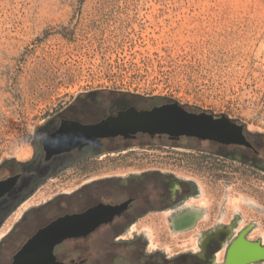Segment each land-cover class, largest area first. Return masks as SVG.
<instances>
[{
    "label": "rangeland",
    "instance_id": "obj_1",
    "mask_svg": "<svg viewBox=\"0 0 264 264\" xmlns=\"http://www.w3.org/2000/svg\"><path fill=\"white\" fill-rule=\"evenodd\" d=\"M95 93L106 100L104 111L177 102L226 117L264 152V0H0V175L19 170L56 113ZM116 138L121 153L104 163L171 170L192 179L198 194L159 219L140 220L127 242L116 241L117 232L89 242L67 239L65 250L55 249L59 260L81 264L88 255L86 264H142V256L146 264H222L241 234L264 246V159L253 151L242 157L241 150L222 156L235 144L196 138ZM63 180L52 181L54 190L42 199L61 191ZM7 202L0 221L15 206ZM45 208L29 210L26 221L34 226L37 219L40 229L55 220ZM196 208L202 215L194 226L177 230L173 219ZM61 214L58 208L55 218ZM186 217L176 218V227L192 223ZM220 228L232 231L204 247L203 238ZM23 236L0 245V264H11Z\"/></svg>",
    "mask_w": 264,
    "mask_h": 264
},
{
    "label": "crops",
    "instance_id": "obj_2",
    "mask_svg": "<svg viewBox=\"0 0 264 264\" xmlns=\"http://www.w3.org/2000/svg\"><path fill=\"white\" fill-rule=\"evenodd\" d=\"M95 94H93L94 96L92 95L93 96L92 99L94 101L100 102L102 109L100 110V112H96V114L94 113L92 115L91 118L92 122L88 124L99 123L110 116H115L117 112L121 110V109L116 110L115 107H111L112 109H108L104 111L103 108L104 105L106 104V100L103 97H101L100 94L97 93ZM86 98L87 96L78 97L73 102L74 103L83 102ZM115 138L116 137L99 138V139L105 141V140H114ZM188 138H194V137H188ZM99 139L93 140L88 144L94 143ZM201 141L205 142L210 140H201ZM99 144L100 143L98 142L96 144V147H94L96 148V150L93 149L86 150L81 155L82 157L81 159L76 160V162L73 164L64 166L63 168L64 172L61 175V177L64 178L63 187L61 191H57V193L52 192V194L50 196H47L46 199H42V195L46 193L48 194L49 191L54 190V188L51 189V187H53L51 186V182L55 180L56 177H52L50 180H48L41 186L40 185L35 187L33 186L34 188H31L30 192L23 195L21 198L19 196V193L14 194L12 196L13 197L12 200L15 201L14 203L15 206L11 210H9L5 214V216L1 218L0 221L1 246L2 245L7 246L12 238L15 240L16 239L15 237L19 235H24L23 236L24 240L21 239L22 241L20 240L16 244L18 246V249H15L14 252L16 254L22 248V246L27 242V240L39 230L37 223L38 221H36L37 219L34 220V226H32L33 223L26 221L27 218L26 216L28 214V211L29 210L37 211L36 208H38L40 205L45 207L49 206V204L54 202V199L59 194H62V203H63L62 213L80 211L84 209V207L96 203H101L99 205L115 204L121 206V204L124 203L127 199L142 195L145 201L147 200V202L153 205L148 206L143 210V215L141 219L133 220L130 226L126 228L124 232H119L116 234V236L119 237V241L122 242H127L130 240L126 236L129 235L130 232L132 233L135 232V228L139 226L140 220L142 219L145 220L149 218L159 219L161 215L164 214L166 215V213L168 212H173L172 207L168 206L169 202L171 203L175 202V204L178 205L180 208L183 205H185L188 200H190L192 197H195L198 194L199 191L198 185L194 181H192V179L184 175L183 176L178 175L171 170L153 168V167H148L144 169L130 168V170L128 168L127 169L125 168L123 170H118L117 164L113 163L112 159L106 160L109 162L104 163L103 160L104 157L107 158L108 156H113L116 153H121V150H119V148L117 147H109V145H107L105 142L102 143V147L100 148L98 147ZM220 146L228 147V145L226 144H222ZM237 146H241V145L235 144V148ZM76 148H82V147H76ZM252 148H253L252 151L254 152L256 157H260L261 159H264V152H261L258 149L254 148L253 144H252ZM237 149L238 148H236L234 150L235 152L232 154L222 153L221 155L222 156L226 155L229 157H231L232 155V157L235 158L239 156L236 154V152H238L240 149L238 150ZM62 152H67V151H62ZM56 153H61V152H56ZM32 156H33V152L32 155L27 159L19 161L21 163L19 165L27 166L30 163ZM78 169H81L82 171L80 172L79 176L75 175ZM66 174L68 176H66ZM85 174L86 176H84ZM16 175H20V178L17 180L16 184L5 196H7L19 183L22 174H16ZM85 187L90 188V190L91 189L99 190V194L97 195V197H93V198L91 197L89 198V196L85 197L84 202L83 200L81 201V203H83L84 205L81 203L76 204V201L73 200L72 198L81 199V196L80 198L75 196L81 189ZM2 198H0V200ZM45 209H46L45 213L49 214L50 219L51 220L55 219V210H52L51 207H46ZM195 210L199 213V216L202 215V210L198 208H196ZM33 227L35 228L34 231H33ZM142 234L144 235V233ZM146 244H147L146 251L151 252L150 243L146 241ZM130 250H132L130 252H135L136 247L133 246V248ZM13 257H12V261H13ZM114 257L122 258V260L126 261V263H129L128 262L129 255H124V253L122 254L117 253L116 255H114Z\"/></svg>",
    "mask_w": 264,
    "mask_h": 264
},
{
    "label": "water",
    "instance_id": "obj_3",
    "mask_svg": "<svg viewBox=\"0 0 264 264\" xmlns=\"http://www.w3.org/2000/svg\"><path fill=\"white\" fill-rule=\"evenodd\" d=\"M114 121L119 122L120 125L128 122L131 124V127L127 126L130 128L119 130L116 133L88 131L86 135L74 143L70 141L71 138L67 139L70 134L63 133L65 130L62 127L59 131L52 134V136L50 135L47 141L51 137H59L57 141L60 142L64 140V143L61 144L62 147L56 152L83 147L85 144L99 138H114L118 136L130 138L138 133L152 136L168 135L172 139H178L183 136L194 137L200 140H210L226 145H248L242 127L230 119L226 117H215L206 112H192L177 102L142 109L130 106L126 109L119 110L115 116H110L96 124L74 122L72 125L85 127L105 124L108 126L116 123ZM19 178L20 175H16L0 181V198L5 196L13 188ZM101 207L108 206L98 205L83 213L67 214L58 217L46 226L40 228L14 255L12 264H65L57 259L55 254L56 246L67 239L86 237L100 225L110 222L117 211L112 213V215L104 217L98 215ZM121 207L116 206L119 209L118 212L121 210ZM194 212L190 210L185 214V216H188L190 213L193 218L189 226L186 228L176 227L175 217L173 219L174 227L180 231L193 227L199 216L197 211ZM242 237L246 239L244 234H241L229 247L226 261L222 264H232V262H235V244ZM255 244L264 249V246L260 243ZM263 253L264 250L262 253H255V255H252L250 258L248 257V259L245 258L242 261H236L235 264H264Z\"/></svg>",
    "mask_w": 264,
    "mask_h": 264
},
{
    "label": "flooded vegetation",
    "instance_id": "obj_4",
    "mask_svg": "<svg viewBox=\"0 0 264 264\" xmlns=\"http://www.w3.org/2000/svg\"><path fill=\"white\" fill-rule=\"evenodd\" d=\"M93 94H91L92 96ZM101 103L94 101L92 98H89L87 96V98L83 101V102H73L70 105H67L63 110L59 111L58 113H56V115H54L50 121H48L45 125V127H49L50 129L47 131L45 137H43L41 140H39L38 142H36L34 149H33V156L32 159L30 161V163L26 166H22V165H18L15 166L17 169H19V171L14 172L13 174H7V175H0V181L4 180L6 178H10V176L12 177L13 175L15 176L16 174H22V177L19 181V183L16 185V187L5 197H3L0 200V209L3 208L2 206H5V204H7L10 199H13L12 196L16 193H19L20 198L29 193L31 188H34L35 186L38 185H42L45 182H47L48 180H50L52 177H59L63 174L64 172V166H67L69 164H73L76 162V160L81 159V155L83 154L84 151L89 150V149H93L96 150V144L99 142V146L98 147H102V143L105 142L107 145H109V147H116L114 146V140H101L99 139L98 141L91 143V144H85L82 148H76L73 149L71 151H67V152H61V153H56V151L59 148L56 149H52L49 148L50 146H52L55 142L56 139L55 137H51L48 141L47 139L49 138L50 135L56 133L57 131H59L62 127V129H64L65 131L63 132H68L67 134H70V138L73 137V135H81L83 132H88V131H96L98 132L100 129L104 130H123L126 128H130L131 124L130 123H123V124H119V122L114 121L116 123L111 124V125H98V126H85V127H80L78 125H72V123L74 122H81L83 124H88L91 123L92 120V115L96 112H100L101 110ZM130 126V127H127ZM116 133V132H115ZM245 134V138L247 141V146H245L244 144H242L241 146H237L236 148H239L242 151V157L248 152V151H252V141L250 139V136ZM251 146V147H250ZM14 166H12L13 168ZM10 170V169H9ZM7 170V171H9ZM86 176V174L84 175ZM54 181V180H53ZM34 186V187H33ZM99 194V190H95V189H91L90 188H83L81 189L77 195L75 197H79L81 196V199H76V198H72L73 200L76 201V204H80L81 201L83 200L84 202V198L89 196V198H93V197H97V195ZM60 199H62V194H59L57 198L54 199V202H52L51 204H49V206L46 207H51L52 210H58V208L62 209V201H60ZM173 199V198H172ZM83 204V203H81ZM99 204L101 203H96L87 207H84V209L80 210V211H74V212H67V213H63L58 217L64 216L66 214H73V213H83L86 212L87 210L97 207ZM168 206L172 207V211L174 212L177 208H179L178 205L175 204V202H169ZM84 205V204H83ZM153 204L147 202V200L145 201V199H143L142 195L136 196V197H132L130 199H127L124 203L121 204V210L119 211V213H116V215L114 216V218L112 219V221L108 222V224H103L102 226H100L99 228H97L96 230H94L93 232H91L87 237H83L81 239L85 240L86 242H89L90 240H93L94 237L95 241L98 239L97 237L100 235H103L106 232H124L126 230V228H128L130 226V224L132 223L133 220H139L141 219L142 215H143V210L148 207L151 206ZM105 206L108 207H101V212H99L100 215H104L105 216H109L112 215V213H115V211L118 212L116 206L118 205H113V204H106ZM114 207V208H113ZM107 208V209H106ZM103 210H105L103 212ZM109 210V211H108ZM112 211V212H110ZM105 213V214H103ZM107 213V214H106ZM110 213V214H109ZM98 214V215H99ZM176 220H181L182 218H186V216L184 217H176ZM57 219V218H55ZM191 223V221H190ZM189 220L187 222V220L183 221V224L187 227L188 225H190ZM117 225V224H121V227H117L114 228L113 225ZM188 224V225H187ZM182 227H184L183 225H180ZM178 229V228H177ZM226 230L227 233H230L232 230L231 228H220L218 231L216 232H209L202 240V244L204 247H206L212 240H216L214 239L215 237H219L220 232L222 230ZM115 240L119 241V237L115 236ZM67 241L65 243H62L58 246L63 247V249H66V245H67ZM56 246V247H58ZM56 249V248H55ZM135 253V252H134ZM57 256V254H56ZM140 253H137V257H140ZM88 255H86V257L82 260L81 264L83 263H87L89 258H87ZM57 259L59 260L58 256ZM144 260V257H140V262H142V264H146V260ZM129 262L132 261V259L128 258ZM61 261V260H59ZM62 262V261H61ZM64 263V262H63ZM151 263V260L148 259V264ZM66 264V263H65ZM75 264V263H73ZM166 264V263H164Z\"/></svg>",
    "mask_w": 264,
    "mask_h": 264
},
{
    "label": "bare ground",
    "instance_id": "obj_5",
    "mask_svg": "<svg viewBox=\"0 0 264 264\" xmlns=\"http://www.w3.org/2000/svg\"><path fill=\"white\" fill-rule=\"evenodd\" d=\"M139 125V124H138ZM137 125V126H138ZM98 132L102 133V132H106V133H115L117 132V130H104L103 129H100ZM63 133H68V132H63ZM87 133L86 132H83L81 135H73V137L71 138V142L74 143L75 141H77L79 138H81L82 136L86 135ZM64 135V134H63ZM61 135V136H63ZM52 136V135H51ZM70 137V135H69ZM68 137V138H69ZM59 138V137H58ZM58 138L56 139V142L50 146L49 148H52V149H56V148H61V144L64 143V140L62 142L60 141H57ZM67 138V139H68ZM66 142V140H65ZM10 183V182H8ZM114 208V207H113ZM102 209V208H101ZM107 209V208H106ZM118 210V209H117ZM105 210H103L104 212ZM109 211V210H108ZM101 212V211H100ZM112 212V211H110ZM116 212V211H115ZM117 213V212H116ZM105 214V213H103ZM107 214V213H106ZM110 214V213H109ZM100 215V214H99ZM104 216V215H103ZM187 218V217H186ZM188 218H191V217H188ZM188 220V219H187ZM191 220V219H189ZM183 222V221H182ZM238 242L235 244V251H234V254H235V262H239V261H242L244 260L245 258L248 259V257L250 258L252 255H255L256 254H259L260 252L262 253V251L264 249H262L260 246H258L257 244L255 243H258V242H252L248 239H244L243 237L242 238H239L237 240ZM261 244V243H260ZM262 245V244H261ZM264 254V253H263ZM235 262H232V264H235Z\"/></svg>",
    "mask_w": 264,
    "mask_h": 264
}]
</instances>
